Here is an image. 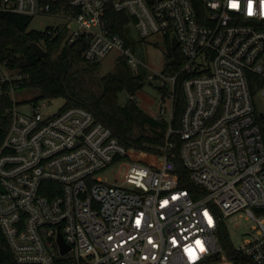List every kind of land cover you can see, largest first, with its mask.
Returning a JSON list of instances; mask_svg holds the SVG:
<instances>
[{
	"label": "built area",
	"instance_id": "obj_1",
	"mask_svg": "<svg viewBox=\"0 0 264 264\" xmlns=\"http://www.w3.org/2000/svg\"><path fill=\"white\" fill-rule=\"evenodd\" d=\"M110 7L127 13L129 30L142 38L163 34L179 42L183 67L159 77L172 92L183 80L181 127H170L168 138L181 136L180 156L199 196L181 186L173 142L150 164L136 161L85 107L51 113L46 100L19 104L13 82L22 77L12 78L0 63V96L15 101L0 145V228L17 263L234 264L219 222L244 214L256 225L238 250L264 264V135L257 119L264 0H0V14L63 18L46 33L67 27L69 43L86 40L88 62L117 50L136 69L143 62L128 44L129 31L111 25ZM118 162L127 172L111 183L103 173Z\"/></svg>",
	"mask_w": 264,
	"mask_h": 264
},
{
	"label": "trees",
	"instance_id": "obj_2",
	"mask_svg": "<svg viewBox=\"0 0 264 264\" xmlns=\"http://www.w3.org/2000/svg\"><path fill=\"white\" fill-rule=\"evenodd\" d=\"M108 17L116 31L122 34L129 31L127 23L132 19L127 13L118 12L110 7ZM33 19V16L17 13L0 14V63L22 77L13 83L19 84L20 88L38 91L34 98L21 103H37L43 100L52 102L62 98L64 104L61 110L71 106L85 107L94 113L98 121L113 129L132 159L144 164L159 159L163 154L161 148L168 141L173 142L172 152L175 154L173 161L181 186L190 189L197 198L199 196L197 189L189 179V170L180 156L181 136L174 132L168 138L170 127L174 130L181 127L187 102L183 80L178 78L173 92L167 85L157 87L162 93L174 95L173 118L170 121L154 117L148 114L136 99V94L146 83L145 75L141 69L130 66L125 56L119 57V65L113 72L101 78L99 89L96 91L91 87L93 83L88 76L98 71L101 61L88 62L84 58L87 41L79 38L69 43L67 27L57 29L53 36L48 35L46 31L30 30ZM127 41L131 45L129 38ZM166 41L169 46L166 51L164 73L175 75L183 67L185 58L180 48L172 47L169 38H166ZM32 42L44 47L46 54L43 57L35 54ZM4 88H8V84H5ZM122 93L128 95L125 103L120 101ZM14 104L11 95L0 96V145L11 126L7 110ZM257 119L264 135V114L258 113ZM218 236L229 261L234 264H255L234 246L223 218L219 222ZM0 264H18L1 228Z\"/></svg>",
	"mask_w": 264,
	"mask_h": 264
},
{
	"label": "rangeland",
	"instance_id": "obj_3",
	"mask_svg": "<svg viewBox=\"0 0 264 264\" xmlns=\"http://www.w3.org/2000/svg\"><path fill=\"white\" fill-rule=\"evenodd\" d=\"M63 22V18L55 16H35L29 29L37 31H45L47 28H53L57 24ZM129 40L131 42L132 50L135 56L143 62L138 68L141 69L146 78L144 87L136 94L140 106L150 115L158 118L165 117L170 120L173 113V99L170 94L162 93L157 87L161 86L163 77L162 74L166 66V51L168 43L163 34H156L149 38H142L137 30H129ZM120 53L115 50L112 51L106 58L101 61V65L94 74L88 76L89 80L93 83L91 87L96 91L99 89V82L102 77L110 72H113L119 65ZM131 66V65H130ZM11 77H16V72L12 71ZM156 77L151 79L150 77ZM168 88L172 91V84L169 80H165ZM38 94L37 90L28 88H19L15 92L14 99L17 102H23L34 98ZM128 99L127 93L120 95V101L125 103ZM22 104V103H21ZM64 104L62 98L55 99L51 102L50 112L58 111ZM257 109L259 114H264V99L257 97ZM165 110V112H163ZM128 163V162H127ZM127 166L122 162H118L103 173L106 180L111 183H121L125 178ZM231 240L234 246L240 248L245 240L251 237L253 228L256 223L252 220H247L244 214H236L225 219Z\"/></svg>",
	"mask_w": 264,
	"mask_h": 264
},
{
	"label": "water",
	"instance_id": "obj_4",
	"mask_svg": "<svg viewBox=\"0 0 264 264\" xmlns=\"http://www.w3.org/2000/svg\"><path fill=\"white\" fill-rule=\"evenodd\" d=\"M31 46H32L35 54L38 57H43L46 54V50L44 49V47L41 44H39L37 42H32ZM178 46H179V42H178L177 38H173L172 47L174 49H176V48H178ZM59 238H60V242H61L62 247H63V252H67L69 250V247L66 246L62 234H60Z\"/></svg>",
	"mask_w": 264,
	"mask_h": 264
}]
</instances>
